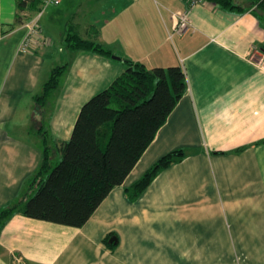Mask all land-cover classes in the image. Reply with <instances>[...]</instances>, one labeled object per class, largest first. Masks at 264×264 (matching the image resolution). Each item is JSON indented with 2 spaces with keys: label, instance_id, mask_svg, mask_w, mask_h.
<instances>
[{
  "label": "crops",
  "instance_id": "obj_1",
  "mask_svg": "<svg viewBox=\"0 0 264 264\" xmlns=\"http://www.w3.org/2000/svg\"><path fill=\"white\" fill-rule=\"evenodd\" d=\"M237 2L245 10L206 0L184 33L169 36L184 0H61L39 19L49 44L18 52L17 12L24 21L36 9L0 0V210L28 198L44 146L58 161L81 106L126 68L69 49L70 27L147 69L181 66L187 79L124 182L81 227L15 213L0 225V264H264V23L250 0ZM63 65L27 129L34 96ZM176 149L185 156L129 199L125 189Z\"/></svg>",
  "mask_w": 264,
  "mask_h": 264
},
{
  "label": "trees",
  "instance_id": "obj_2",
  "mask_svg": "<svg viewBox=\"0 0 264 264\" xmlns=\"http://www.w3.org/2000/svg\"><path fill=\"white\" fill-rule=\"evenodd\" d=\"M208 1L230 11L246 8L237 0ZM250 1L264 23V0ZM41 3V0H17V7L19 11L33 8L37 12ZM22 18L17 12L14 24H23ZM65 42L71 50L114 55L99 42L82 38L72 27L65 35ZM119 59L125 70L81 106L70 138L59 143L58 161L51 162L48 146H44L41 163L28 181V198L0 210V225L11 215L21 213L81 227L109 192L124 182L186 91L187 79L181 66L147 69L128 58ZM64 68L65 65L56 66L51 70L41 95L36 97L40 105L57 86ZM184 156L183 149L162 156L125 189L128 198L134 200L162 169Z\"/></svg>",
  "mask_w": 264,
  "mask_h": 264
},
{
  "label": "built area",
  "instance_id": "obj_3",
  "mask_svg": "<svg viewBox=\"0 0 264 264\" xmlns=\"http://www.w3.org/2000/svg\"><path fill=\"white\" fill-rule=\"evenodd\" d=\"M40 9L30 17H27L23 22L22 26L25 29V33L19 43L18 52H28L35 46L48 45L50 39L43 34L41 26L39 24L40 16L44 9L51 5H59L61 0H41ZM206 0H184L185 6L181 9L171 11V18L174 21L171 33L182 34L184 33L190 23V10L192 7L203 4ZM43 8V9H42ZM260 64H264L263 57L260 58ZM17 262H21L20 259H16Z\"/></svg>",
  "mask_w": 264,
  "mask_h": 264
},
{
  "label": "rangeland",
  "instance_id": "obj_4",
  "mask_svg": "<svg viewBox=\"0 0 264 264\" xmlns=\"http://www.w3.org/2000/svg\"><path fill=\"white\" fill-rule=\"evenodd\" d=\"M44 22H46V24L51 23V26L53 25V21L50 20V16H47V19L44 20ZM52 39L54 41V38H52ZM41 93L34 96V101H33L32 107H31V111L29 110V112H30L29 118H27V120H26L27 121V125H26L27 129H31L33 124H35L39 120V117H40L39 114H42V113H38V110L41 106L39 104V100L36 98L37 96L41 95ZM34 139H36V138H34Z\"/></svg>",
  "mask_w": 264,
  "mask_h": 264
},
{
  "label": "water",
  "instance_id": "obj_5",
  "mask_svg": "<svg viewBox=\"0 0 264 264\" xmlns=\"http://www.w3.org/2000/svg\"><path fill=\"white\" fill-rule=\"evenodd\" d=\"M112 58H113V59H119V57L116 56V55H112ZM113 241H115L114 238H110V239H109V242H110V243L113 242Z\"/></svg>",
  "mask_w": 264,
  "mask_h": 264
}]
</instances>
